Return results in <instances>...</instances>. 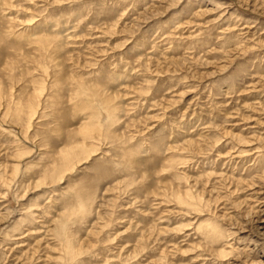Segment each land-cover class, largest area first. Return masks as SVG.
Wrapping results in <instances>:
<instances>
[{"label":"rangeland","instance_id":"1","mask_svg":"<svg viewBox=\"0 0 264 264\" xmlns=\"http://www.w3.org/2000/svg\"><path fill=\"white\" fill-rule=\"evenodd\" d=\"M0 264H264V0H0Z\"/></svg>","mask_w":264,"mask_h":264}]
</instances>
